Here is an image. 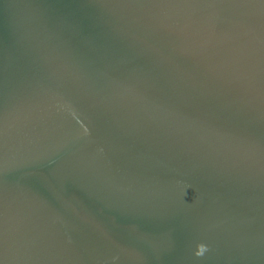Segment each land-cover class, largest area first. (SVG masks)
<instances>
[{"label": "water", "instance_id": "water-1", "mask_svg": "<svg viewBox=\"0 0 264 264\" xmlns=\"http://www.w3.org/2000/svg\"><path fill=\"white\" fill-rule=\"evenodd\" d=\"M0 264H264V0H0Z\"/></svg>", "mask_w": 264, "mask_h": 264}, {"label": "clouds", "instance_id": "clouds-1", "mask_svg": "<svg viewBox=\"0 0 264 264\" xmlns=\"http://www.w3.org/2000/svg\"><path fill=\"white\" fill-rule=\"evenodd\" d=\"M204 250H205V246H201L199 252H197L196 255H201Z\"/></svg>", "mask_w": 264, "mask_h": 264}]
</instances>
